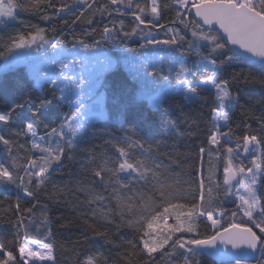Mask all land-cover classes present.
Listing matches in <instances>:
<instances>
[{"label": "snow or ice", "instance_id": "6c2138e0", "mask_svg": "<svg viewBox=\"0 0 264 264\" xmlns=\"http://www.w3.org/2000/svg\"><path fill=\"white\" fill-rule=\"evenodd\" d=\"M22 12L63 26L9 32ZM0 31V190L15 193L0 264H58L38 198L49 186L85 226L76 264H264V92L253 100L251 73L236 71L264 77V0H0ZM19 65L27 75H6ZM205 107V140L179 152L174 131L195 137ZM237 109L248 119L234 139ZM34 226L44 239L28 238Z\"/></svg>", "mask_w": 264, "mask_h": 264}, {"label": "trees", "instance_id": "16d2710c", "mask_svg": "<svg viewBox=\"0 0 264 264\" xmlns=\"http://www.w3.org/2000/svg\"><path fill=\"white\" fill-rule=\"evenodd\" d=\"M20 19H22L25 23L18 24L15 29H9V32L12 31H27V24H39L41 27H46L48 29H51L55 27L57 30L62 28L63 24L62 21L56 20L52 24H46L41 21H39L38 18L31 17L27 15L26 13L20 14ZM166 22V21H165ZM125 24L130 25L131 24V18L125 19ZM85 24L81 23L74 26L75 34L80 35L82 31L85 28ZM102 27V25H100ZM0 37L7 38V33L4 31H0ZM69 39H71V35L68 36ZM97 39H99V35L96 36ZM159 38H163L161 35ZM2 47V45H0ZM134 47V45H133ZM3 61H0L2 63ZM237 72H243L245 75H249L251 73V77L253 79V82L249 84V88L255 93V96L252 98L253 100L259 99V94L261 92H264V77H261L258 72H251L250 68L243 67V68H237ZM16 74H23L27 75V69L23 65L17 66L15 69L11 70L6 75L8 77H12ZM119 75L121 78H127L131 82V76L129 75L127 69L124 66H120L119 68ZM111 78V76H109ZM170 103L176 104L178 101H171ZM4 101H0V106H3ZM196 108H199V106H194ZM257 115L259 114L258 105L256 106ZM197 115L200 113L197 112ZM60 115L62 116L63 113L61 112ZM248 119L247 116L244 115L243 111L240 109H237L233 115L232 121H231V127L233 131L236 133V135L233 137L234 139L242 134L243 131V123ZM211 124V115L210 111L207 107L203 109V120L200 123V131L196 134L195 137H188L186 135H182L178 131H174V134L176 135V138L180 144V148L178 149L179 152H188L189 148H195L197 147L202 141L205 140L206 134H207V128ZM23 142V141H22ZM20 155L26 156L30 155L27 151H21ZM179 171V170H177ZM67 176L63 172H58L55 175V181L56 183H61L63 180H67ZM53 193V189L51 186L48 187L47 190L42 192L39 195V199L42 203H46L49 208V216L52 218V228L54 232V240L56 242L57 248H56V257L58 264H76V256L73 254L72 251V241H76L77 239H82V231L84 230L85 226L81 220H79L75 213L72 212L71 208L68 206H58L57 203L53 200H51L49 197ZM80 199H83V196H80ZM15 203V193L6 194L2 190H0V236L6 238L7 240H12V230L10 229L8 225V220L12 219L14 220L15 217L12 215L11 212V205ZM21 206H29L28 201L25 199H21ZM229 209H231L233 206L231 204L226 205ZM40 213L36 212L34 220L39 218ZM61 216L69 217L73 221V226L71 228H61L60 224L57 223V218ZM92 220H89L88 223H92ZM171 222V220L169 221ZM38 226V223L37 225ZM106 227V225H103L101 222V228ZM122 232L125 234V239H132L136 235L133 230L124 228L122 229ZM200 232L201 235L205 234H211V229L207 227V222L200 224ZM89 237H91V232L88 233ZM29 239H44L43 235V229H41L39 232L36 231V227L34 226L32 229L29 230L28 233ZM90 246V245H89ZM97 248L99 252L104 253L106 255H111L115 257L117 255L115 249H108L107 246L99 247L97 245ZM200 264H220L217 263L214 259L208 257V256H201L198 257ZM254 264V262H251Z\"/></svg>", "mask_w": 264, "mask_h": 264}, {"label": "rangeland", "instance_id": "374dc122", "mask_svg": "<svg viewBox=\"0 0 264 264\" xmlns=\"http://www.w3.org/2000/svg\"><path fill=\"white\" fill-rule=\"evenodd\" d=\"M122 66H124L123 64H121ZM36 264H41V262H36ZM43 264H48V262H43ZM242 264H253L251 262H242Z\"/></svg>", "mask_w": 264, "mask_h": 264}, {"label": "water", "instance_id": "95a60500", "mask_svg": "<svg viewBox=\"0 0 264 264\" xmlns=\"http://www.w3.org/2000/svg\"><path fill=\"white\" fill-rule=\"evenodd\" d=\"M210 258L214 259L217 263H220V262L217 261L215 258H213V257H210ZM242 262H254V261H242Z\"/></svg>", "mask_w": 264, "mask_h": 264}]
</instances>
